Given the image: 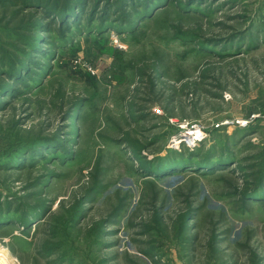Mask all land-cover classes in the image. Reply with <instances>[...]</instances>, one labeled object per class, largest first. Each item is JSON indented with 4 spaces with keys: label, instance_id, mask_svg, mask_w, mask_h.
Segmentation results:
<instances>
[{
    "label": "rangeland",
    "instance_id": "1",
    "mask_svg": "<svg viewBox=\"0 0 264 264\" xmlns=\"http://www.w3.org/2000/svg\"><path fill=\"white\" fill-rule=\"evenodd\" d=\"M0 249L264 264V0H0Z\"/></svg>",
    "mask_w": 264,
    "mask_h": 264
},
{
    "label": "built area",
    "instance_id": "2",
    "mask_svg": "<svg viewBox=\"0 0 264 264\" xmlns=\"http://www.w3.org/2000/svg\"><path fill=\"white\" fill-rule=\"evenodd\" d=\"M1 250V249H0ZM3 250V249H2ZM7 253H4V252H0V264H3L2 263V260L5 258V257H7V255H6Z\"/></svg>",
    "mask_w": 264,
    "mask_h": 264
},
{
    "label": "bare ground",
    "instance_id": "3",
    "mask_svg": "<svg viewBox=\"0 0 264 264\" xmlns=\"http://www.w3.org/2000/svg\"><path fill=\"white\" fill-rule=\"evenodd\" d=\"M195 134H196V135H199V134H201V131H200V132L198 131L197 133H196V132H195V133H191V132H190V133H189V136H190L189 139L192 138V137H191L192 135H193V136H196ZM187 137H188V136H187ZM194 139H195V138H194ZM188 141H189V140H188ZM1 251H2V250H0V252H1ZM2 252H3V251H2Z\"/></svg>",
    "mask_w": 264,
    "mask_h": 264
}]
</instances>
